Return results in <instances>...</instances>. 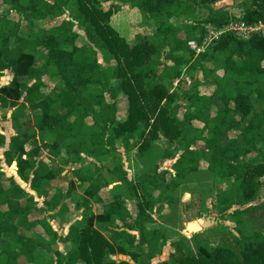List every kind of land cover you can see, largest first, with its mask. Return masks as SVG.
Listing matches in <instances>:
<instances>
[{
	"label": "trees",
	"instance_id": "trees-1",
	"mask_svg": "<svg viewBox=\"0 0 264 264\" xmlns=\"http://www.w3.org/2000/svg\"><path fill=\"white\" fill-rule=\"evenodd\" d=\"M99 1L0 0V81L7 70L14 73L10 84L0 86V108H14L11 118L17 131L5 152L8 164L17 158L20 176L28 181L33 175L32 189L47 198L48 187L63 168L25 157L29 154L25 145L37 135L50 156L61 158L64 165L80 162L84 154L98 159L115 156L112 169L96 166L95 174L75 171L82 186L86 185L88 197L83 205L90 208L94 200L100 210L70 227L63 240L76 248L66 255L56 250L57 264H131L111 258L115 253L112 243L121 240L129 244L126 250L120 248L122 252L138 264H152L166 245L160 223L145 211L128 222L131 215L122 195L116 194L105 203L100 191L115 180L128 184L132 195L140 191L144 196L141 205L172 202L169 192L199 171L203 162L214 175V182L225 184L215 195L210 210L225 221L235 218L238 234L232 236L236 247H213L208 239L195 233V248L180 239L174 246L181 256L171 253L168 260L158 264H264V232H248L246 227V216L264 209L262 204H254L264 191V35L253 33L243 38L227 31L200 53L188 44L196 40L203 45L208 25L217 30L232 22L264 25V0L240 3L241 15L236 21L235 13L214 8L222 0H131L147 20L158 26L153 41H160L159 46L141 36L139 42L129 45L106 25L111 10ZM112 6L119 9L118 5ZM197 7L207 8L209 14L202 20L184 21L182 27L170 22L183 15L195 16ZM23 20L33 26L24 29ZM203 24L205 29L200 35ZM182 30L185 37H180ZM162 48L168 50L164 59L173 61V65L161 59ZM185 53L193 60L187 70L182 69L187 61ZM237 54L243 55L240 63ZM216 56L224 58L223 67L215 66ZM198 71H202L204 81L215 85L210 95L200 90L204 82L197 78ZM220 71L223 75L218 74ZM186 76L193 83L188 88L181 87V101H177L174 79ZM112 77L117 83L111 82ZM107 94L113 101H108ZM122 96L128 103L124 120L117 115ZM181 102L186 103V110ZM30 110L37 112L32 116ZM141 123L151 127V132L143 133L139 151H147L160 137L159 132L169 141L177 140L183 150L173 171H160L155 165L152 172L138 177L135 187L125 176L118 143L130 150L131 142L138 141ZM5 143L6 136L0 132V148ZM40 150L36 147L32 151ZM105 168L108 176H104ZM3 174L0 165V176ZM76 189V182H70L67 195ZM63 198L58 190L48 202L49 209H55ZM33 203L34 197L19 184L14 182L6 188L0 181L1 264H19L23 256L33 263L36 248L44 246L32 236L21 235L19 226L41 225L46 233L58 237L46 216L29 221L33 211L39 210ZM115 216L131 229H138L139 239L125 231L111 230ZM96 223L111 234L110 241L93 228Z\"/></svg>",
	"mask_w": 264,
	"mask_h": 264
},
{
	"label": "rangeland",
	"instance_id": "rangeland-1",
	"mask_svg": "<svg viewBox=\"0 0 264 264\" xmlns=\"http://www.w3.org/2000/svg\"><path fill=\"white\" fill-rule=\"evenodd\" d=\"M103 2L104 8L106 10H111V15L109 16L108 20L106 21V25L113 28L117 35H119L121 38H123L129 45H134L135 43L139 42V36L144 38V41H148L151 45L159 46L162 43L160 41H153V35L155 33V29L158 27L154 22L147 20L145 15L141 12V10L135 6V4L131 0H100ZM99 1V2H100ZM246 0H222L214 5V8L217 9H225L230 11L231 13H235L234 20H238L241 15V11L238 8V5ZM248 1V0H247ZM118 5L119 9L116 10L115 6L112 5ZM111 5V6H110ZM110 7V8H109ZM109 8V9H108ZM74 12L76 11V6L73 7ZM69 17H71L70 12L67 13ZM209 14V10L207 8L197 7V11L195 16L193 15H183L182 18H172L171 23L178 27H182V24L184 21H189L193 19L202 20L204 16ZM235 20V21H236ZM204 25V24H203ZM33 26V25H32ZM31 25H29L26 20L22 21V27L24 29L31 28ZM203 27L205 29V25L200 28V31L198 34L203 35ZM261 32L264 35V25L263 28H261ZM260 32V33H261ZM206 36L207 29L203 32ZM210 36H213V34L210 33ZM180 37H185V32L182 30L180 32ZM215 37V36H213ZM83 40V39H82ZM82 40H79V44H81ZM157 41V42H156ZM208 43L210 42V39L207 40ZM161 48V47H160ZM208 49V47L206 48ZM205 49V50H206ZM168 52L167 48H162L161 50V59L165 62V53ZM102 56H100L101 59ZM185 57V64L183 65V70H187L189 68V65L193 63V60L190 58V55L188 53L184 54ZM195 60L196 57H193ZM213 60V59H210ZM237 62L242 61V56H236ZM223 61L224 58L217 57L215 58V66L217 68L223 67ZM167 64L173 65V61L169 60L166 61ZM109 73H112L110 69H108ZM223 72H218L219 75H223ZM197 78L203 81L204 83L200 87V90L203 94L210 95L215 85H212L209 81H204L203 79V73L202 71L197 72ZM112 83H117V80L114 79V77L111 78ZM174 88L175 91L178 93V100L181 101V93L180 89L181 87H190L193 83L192 79L190 77H184V78H176L174 79ZM108 101H113L112 97L107 94ZM183 107L186 110V103L181 102ZM127 99L125 97H121L118 102V118L120 120H124L126 118L127 114ZM184 108L179 111V115L183 116ZM181 112V113H180ZM92 121L91 118H89V122ZM11 123L9 121H5L0 123V127L5 129V132L7 133V130H9V133H16L17 131L15 129H11ZM8 127V129H7ZM3 130V129H2ZM4 131V130H3ZM151 132V127H147L146 123H141L138 127V141L136 140V145L140 146L143 139V133L148 134ZM162 134L161 132H159ZM8 134V133H7ZM159 134V135H160ZM149 135V134H148ZM162 139V138H161ZM37 142H35L36 145ZM160 148L158 149L159 155L158 158L156 156H148L147 158L142 159L139 161V163L135 162L132 163L133 168L137 167L139 169V172H144L145 170H154L155 163L158 161L157 159H161L162 157L166 156L165 160H162L158 164V168L160 171H163L165 169L170 170L172 168V165L175 163L177 158L179 157V154L182 153L183 145L175 141H169L168 139H164L163 141H160ZM34 144H31V146H28L27 148L34 150ZM134 143L131 142L130 145V151L133 152V154H137V156L143 157L142 154L139 156L138 154H141L142 152L139 151L137 148H133ZM198 147V146H195ZM129 151V150H127ZM27 159H44V160H51L48 155H46V151L40 150L39 152H28ZM120 155H124V153L119 152ZM0 155H3V150H0ZM255 153L252 155L254 156ZM42 157V158H40ZM124 158V157H123ZM126 158V159H125ZM125 166L128 167L130 164L128 163L127 157L125 155ZM167 159V160H166ZM105 163L108 167H113L114 160L108 158L104 159V162L100 163L101 165ZM142 165L144 167H142ZM131 167H129L130 169ZM106 169V168H105ZM132 170V171H134ZM170 175H167V179L170 180ZM184 183L175 191L169 192V195H171L174 199V202L172 204H166L162 206V209L156 207V205H153L152 211H160L158 214H154V217L164 225V228L166 230V239H170V241H178L180 239H186V244H189L190 246H194L195 243L193 240V235L197 232H195V228H200L198 231L199 235L202 238L208 239L211 242V245L217 246V245H227V246H233L236 247L235 241L233 238V233L238 234V231H236L235 227V218L230 219L228 221L222 220L220 214H218L216 211H211L212 209V202H214L215 195L220 192L225 184H217L214 182V175L209 172L207 163L203 162L200 166V170L197 172H193L190 175L187 176ZM9 185V184H6ZM24 187H27V185L24 184ZM187 194L192 195V203L187 208L184 204L186 202H189ZM187 199V201H186ZM132 204L135 203L132 201ZM255 205L262 204L264 206V191L261 192L258 200L254 203ZM237 208V207H236ZM235 209V208H234ZM200 210V211H198ZM205 215V218L214 217L216 223H211L210 225L206 226L205 228H202L204 221L199 220L198 216ZM189 221L195 222L193 228H187ZM246 227L248 232L253 231H263L264 232V209L260 212L250 214L246 216ZM165 239V240H166ZM164 240V241H165ZM164 253L163 255L160 254L156 258L157 260H162L164 258H169L171 254V251H173L170 247V243H168L167 247L163 249ZM175 254L177 256L180 255L179 248L176 247ZM114 257L111 255V258ZM113 259V258H112ZM153 263V262H152ZM157 263V261H155Z\"/></svg>",
	"mask_w": 264,
	"mask_h": 264
},
{
	"label": "crops",
	"instance_id": "crops-1",
	"mask_svg": "<svg viewBox=\"0 0 264 264\" xmlns=\"http://www.w3.org/2000/svg\"><path fill=\"white\" fill-rule=\"evenodd\" d=\"M12 14H13V16L15 15L14 12ZM237 56H242V59H243L242 54H237ZM40 62L41 61H38V63H40ZM13 78H14L13 71L7 70L1 78L0 86L10 84L12 82ZM13 111H14V108L13 109H1L0 108V123L5 122V121H9L11 123L10 125H11L12 130L14 129L12 118H11ZM36 112L37 111L32 112V110H30V114L32 116H34V114ZM126 116H127V114H126ZM28 119L29 118H24V121H26ZM7 129H8V127H7ZM0 132L6 136L5 146L0 148V150H3V155H0V158H1V164L0 165H1V171L4 173L3 175L0 176V181L6 186V188L12 186L15 182V183L19 184L21 187H23L29 195L33 196L34 197L33 206L37 207L39 210L33 211L32 215L29 217V221H34L38 217L46 216L47 221L52 226L53 231L57 232V235H58V237L56 238L54 235L46 233L44 228L41 225H38L35 228H30V227H27L24 225L19 226V233L21 235L32 236V237L36 238L40 244H43L44 246L51 247V249H52V251H48V249L45 248L44 246L38 245V247L36 248V251H35V261L33 263H30L28 261V259L26 258V256H23V257L19 258V260H18L19 264H57L56 250H58L63 255H66L67 253H69L70 251H72L73 249L76 248L75 244H73L72 242H68V241L63 240L69 234L70 227L74 224L78 225L84 217L90 218L93 215H96L98 213V211L100 210V204L96 203L94 200H92L90 208L85 207L83 205L85 197H88L84 191V187H86V185L83 184V186H82V182L77 177L75 171L76 170H83V171H81L82 173L90 171L91 173L95 174L96 166L108 167L105 163H103L102 165L100 163L104 162V159L108 160V158L115 160L114 159L115 156L114 155H107L105 157H102V159H98L96 157H92V156H88V155L84 154L83 159L80 162H78L76 164L64 165V163H62L60 160L61 158H54V157L50 156V154L48 153V150L42 145L41 139H40L39 135H37L38 134L37 133L36 134L37 136L25 145L26 151L27 152L32 151L33 150L32 147H31V149H29L27 147L31 146V144H34L33 145L34 149L36 147H40V149L46 151V155H48V157H50V159H51V160H47V161L44 159H39V160H43L50 165H52L54 163L55 165L63 168L61 175L59 177H57L55 180H53L51 182L50 186L48 187L50 195H49V197L46 198L45 196L39 195L36 190L32 189L31 178L33 177V175H30V180H28V181L24 180L20 176L18 164L16 161L17 158H15V160L13 161L12 164H8V162H7L5 152L7 150H9L11 138H12V136L16 135V133L12 134V133H9V130H7V133H8L7 134L5 132V129L2 127H0ZM164 139L165 138L162 136V134H160V137L151 143V146L147 151H140L142 153L138 154V155L139 156H141L142 154L144 155L143 157H140V158L137 156V154H133V152L130 150L127 151L124 148V146H122V145H120V143H118V152L124 153V155L121 154V157L123 160L124 170L126 172L125 176H126L129 183H132L135 187H137L139 184L138 183V180H139L138 177L141 174H143L144 172H152L153 171L151 169L150 170L147 169L144 172L141 171V173H140L139 169H137V167L135 168V170L132 169L133 168L132 163H135V162L139 163V161H141L144 158H147L148 156H151V157L156 156V158H158V155H159L158 149L161 147L159 142L163 141ZM35 142H37L36 145H35ZM133 143H134V147L138 149L139 146L136 145V142H133ZM125 155L127 157L126 161H128V163L130 164L128 167H126L124 164L125 159H126ZM180 155L181 154H179V156ZM40 158H42V157H40ZM157 160L158 161H156L155 165H158L159 162L162 161L161 159H157ZM113 167H114V165H113ZM113 167H108V169H112ZM129 167H131V168L129 169ZM142 167H144V166L142 165ZM172 167H173V165H172ZM132 170H134V171H132ZM170 171H173V169L171 168ZM103 173H104V176H108L106 169L104 170ZM70 182H76L77 189L70 196H68L67 194H68ZM6 184H9V185H6ZM24 184L27 185V187H24ZM58 190L62 191L64 198L61 199L60 204L57 205L55 209L50 210L48 202L50 201V199H52V197L56 194V192ZM116 194L122 195V197L125 201V206L128 208V210L130 212L131 218H128V222H133L134 220H136L137 217L142 214V211H145L148 215H151L153 219H155L157 222H159L154 217V214H158V212L159 213H161V212L160 211H152L153 205L150 207L147 206L148 202H145L141 205L140 202H142L144 196L140 193V191L136 192L135 195H132L129 192L128 184L123 183L121 181L116 182L115 180H113V181H110L108 186H106L105 188H103L100 191V196L104 200L105 203H109L113 199V196ZM138 194H139V196H138ZM187 196H188V199L189 198L190 199H189V202H186L184 205L187 206V208H188L191 205L190 203H192V201H191L192 195L187 194ZM153 198H154V196H153ZM132 201H134L135 206H134V204H132ZM186 201H187V199H186ZM173 202H174V199L172 202H164V203L156 202L154 205H156V207L161 210L163 205L172 204ZM41 210H43V211H41ZM198 211H200V210H198ZM198 219L204 221L205 215L203 214L202 216H198ZM14 221L16 222L17 219H14ZM194 224H195V222L189 221L187 228H189V229L193 228ZM160 225L163 228V230L165 231V234H167L166 230L164 228V225L162 223H160ZM112 227L113 228H111V230L114 229L115 231H118V232L125 231L128 234H130L131 236H135L137 238V240L139 239V230L136 228L131 229L129 226L124 225L123 222L120 220V218L117 216L114 217ZM93 228L95 230L99 231L100 233H102L103 236L110 241L111 234L108 232H103V228H102L101 224L96 223ZM199 230H200V228H195V232L198 233ZM184 240H186L185 237H184ZM165 242H166V245L164 246V249H165V247H167L168 243H170V247L173 250V251H171V253H175L174 250H176V246H174V245H175V242H177V241H170V239H168V237H167ZM112 245L114 246V251H115V253L113 254L114 257H112L113 260H115L118 263L120 261H127L131 264H138L135 261V259L132 258V256L127 255L126 253H124L120 250L121 247L124 248L125 250L128 249L129 244L125 240L119 241L118 244L112 243ZM192 247H194V246H192ZM133 252H137V250L133 251ZM163 253H164V251H162L161 254L163 255ZM158 255H160V254H158ZM0 257H1V255H0ZM156 257L153 258L152 264H158L161 261H166L169 259L166 257L162 260H160V259L157 260ZM155 261H157V263H155Z\"/></svg>",
	"mask_w": 264,
	"mask_h": 264
},
{
	"label": "built area",
	"instance_id": "built-area-1",
	"mask_svg": "<svg viewBox=\"0 0 264 264\" xmlns=\"http://www.w3.org/2000/svg\"><path fill=\"white\" fill-rule=\"evenodd\" d=\"M261 28H263V24L259 25H246L244 23H238V22H232L230 25L226 26L222 30H217L213 28L212 26L208 25L207 30L208 34L204 38L203 45L199 46L196 40H191L188 44L189 46L196 50L197 53L205 51L207 47H209L210 43L214 40L219 38V36L227 31H232L235 32L238 36L243 37V38H249L251 34L253 33H260ZM210 33L213 34V36H210ZM208 39H210V42L208 43Z\"/></svg>",
	"mask_w": 264,
	"mask_h": 264
},
{
	"label": "water",
	"instance_id": "water-1",
	"mask_svg": "<svg viewBox=\"0 0 264 264\" xmlns=\"http://www.w3.org/2000/svg\"><path fill=\"white\" fill-rule=\"evenodd\" d=\"M215 221L216 220H215L214 217L205 218L204 219V224H203L202 228H205L206 226L210 225L211 223H216Z\"/></svg>",
	"mask_w": 264,
	"mask_h": 264
}]
</instances>
